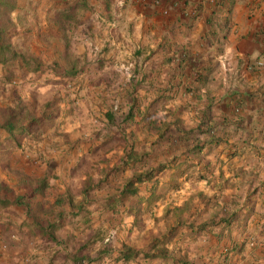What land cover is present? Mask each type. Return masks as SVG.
Masks as SVG:
<instances>
[{
	"label": "crops",
	"instance_id": "1",
	"mask_svg": "<svg viewBox=\"0 0 264 264\" xmlns=\"http://www.w3.org/2000/svg\"><path fill=\"white\" fill-rule=\"evenodd\" d=\"M3 13L0 120L26 105L42 121L16 140L0 128V264H264V0ZM156 167L139 195L158 198L137 218L119 190ZM163 233L166 256L117 260Z\"/></svg>",
	"mask_w": 264,
	"mask_h": 264
},
{
	"label": "trees",
	"instance_id": "2",
	"mask_svg": "<svg viewBox=\"0 0 264 264\" xmlns=\"http://www.w3.org/2000/svg\"><path fill=\"white\" fill-rule=\"evenodd\" d=\"M15 0H0V15H3V12H7L8 10L12 9V5L14 4ZM6 34L3 32L2 28L0 27V62L5 60L3 56H5L10 48L9 45L5 42ZM10 53V52H9ZM14 56V55H13ZM12 56V57H13ZM42 121V117L38 116L35 117L34 114L30 111L29 107L26 105H20L15 108H9L6 112V116L3 120H0V128L4 129L10 139L16 140V135L22 133L23 130L28 129L30 126L38 125ZM208 131V130H207ZM209 132V131H208ZM208 132H205L209 135ZM159 167L156 168H148L142 171L141 173H135L130 177H127L123 181V186L119 190L118 194V204L123 205L128 198H132V203L128 208L129 213H134L136 216L139 217L141 211L144 209H149L154 200L158 198L159 193L157 192L156 186H152L149 189V198H145L142 195H139V185L147 180L151 179L153 173L158 170ZM105 173V171H104ZM144 202V209L142 207V203ZM190 205V201L187 200L183 204L180 209H177L174 212V217L178 220L185 219L186 214L185 212L188 211ZM142 208V209H141ZM133 211V212H132ZM170 210L168 209L164 214V219L167 218L168 213ZM237 215L233 214L226 219H222L226 225H229ZM158 220V219H156ZM166 236L165 233L159 238L157 235H152L150 239V244L148 246V250H136L132 247L127 245H122L118 248V255L117 260H121L123 263L128 261H135L139 257V254L142 253L144 258L153 259L155 257H161L167 255V250L164 248L163 237ZM160 246V250L158 251V247ZM112 251V248L107 244H104L99 250L98 255L99 257L103 256L104 254H108ZM225 253L228 250L224 251ZM89 260H92L89 256H86ZM83 258V259H86ZM82 260V259H81Z\"/></svg>",
	"mask_w": 264,
	"mask_h": 264
},
{
	"label": "built area",
	"instance_id": "3",
	"mask_svg": "<svg viewBox=\"0 0 264 264\" xmlns=\"http://www.w3.org/2000/svg\"><path fill=\"white\" fill-rule=\"evenodd\" d=\"M22 83L21 81H18V84Z\"/></svg>",
	"mask_w": 264,
	"mask_h": 264
}]
</instances>
